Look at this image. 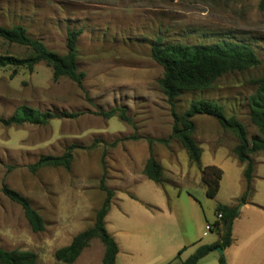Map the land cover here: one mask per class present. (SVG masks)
I'll use <instances>...</instances> for the list:
<instances>
[{
  "label": "rangeland",
  "instance_id": "1",
  "mask_svg": "<svg viewBox=\"0 0 264 264\" xmlns=\"http://www.w3.org/2000/svg\"><path fill=\"white\" fill-rule=\"evenodd\" d=\"M260 1L0 0V26H22L30 38L41 41L59 55L66 53L68 32H79L77 68L85 73L82 90L66 77L54 81L51 68L44 62L36 64L32 71L0 68V118L12 117L22 106L42 113L78 115L53 119L43 125L0 124V247L6 251L34 252L38 264L56 262L52 258L54 249L78 227H85L87 223L83 222L90 217L94 221L103 202L104 193L99 189L102 157L106 186L113 191L121 190L124 175L132 168L128 147L131 140L126 138L132 135L141 138L136 143V155L140 150L138 157L145 154L148 158L147 139L169 137L173 119L158 84L163 69L150 56L156 41L162 46L204 47L229 42L253 50L259 59L257 66L226 73L208 89L180 94L174 101V109L182 115L191 102L211 100L223 108L226 116H234L244 125L249 140L259 136L250 120L248 101L257 89L255 81L264 76V10L259 7ZM30 53L26 47L0 43V55L26 58ZM112 108L124 109L132 125L99 114ZM193 122L195 137L205 144L214 141L212 136L219 131L224 140L235 139L212 117L198 115ZM115 141V146H110ZM94 142L96 146L91 150L72 151L69 170L61 167L41 168L34 173L28 170L42 156H59L71 145L89 147ZM170 142L181 147L175 139ZM162 147L168 151L157 146L156 152L164 160L165 168L172 169L179 163V151ZM261 170L264 172V166ZM163 176L169 178L168 174ZM3 185L29 200L43 218V231L32 232L20 206L1 193ZM166 189L165 210L149 218L146 230L160 224L166 231L164 241L183 244L197 229L205 230L206 225L213 224L215 199L194 188L186 187L180 196L174 195L169 185ZM121 223L115 221L116 225ZM217 234L214 230L207 232L204 241L212 244ZM100 246L103 251L95 239L87 249L94 262ZM214 252L210 253L213 257L218 254Z\"/></svg>",
  "mask_w": 264,
  "mask_h": 264
},
{
  "label": "trees",
  "instance_id": "2",
  "mask_svg": "<svg viewBox=\"0 0 264 264\" xmlns=\"http://www.w3.org/2000/svg\"><path fill=\"white\" fill-rule=\"evenodd\" d=\"M259 7L264 10V0L260 1ZM79 34L76 31L68 32L66 53L59 55L46 48L41 41L30 38L22 26H12L10 28L0 26V43L23 46L31 52L26 58H17L8 54L0 55V68L13 67L14 72L17 68H25L28 71H32L36 64L44 62L51 68L54 81H57L60 77H66L83 90L82 81L85 73L78 71L77 68L76 40ZM150 56L163 69V75L158 80V84L167 103L170 105L173 125L169 137L165 139H147L149 157L143 169L144 176L156 184L161 183L163 169L154 158L151 145L155 142L168 146L170 141L175 139L185 150L189 162L200 171L201 182L206 187V197L213 199L216 196L222 171L215 166L201 167L200 165L202 149L193 139L195 131L193 118L198 115L212 117L222 129L233 134L237 142L232 149V153L240 163L245 164L243 170L244 191L237 199L236 205L229 207L216 204L214 208L216 219L210 226L213 228L212 230L218 233V241L211 245L199 246L192 255L182 262V264H198L202 258L215 248L219 247L225 250L231 245L232 226L238 216V210L253 195L252 181L255 177V162L251 155L257 152H264V76L255 81L257 89L248 101L250 120L260 134L249 140L244 125L234 116H226L223 108L217 102L211 100L193 101L188 109L182 115H179L174 109V101L184 92H195L210 88L220 76L226 73L242 71L257 66L259 59L253 50L244 45L229 42H223L218 47H204L178 44L162 46L160 41H156L151 46ZM99 114L105 119L117 117L120 121L132 125V121L126 115L124 109L112 108L106 112L101 111ZM76 116L78 115L42 113L22 106L12 117L8 119L0 118V124L4 126L24 123L43 125L53 119L75 118ZM138 139L137 135L126 138V140ZM116 143L117 141L110 144V146L113 147ZM95 146L96 142L89 147L71 145L59 156L48 155L40 157L37 162L28 166V170L31 173L48 167H61L69 170L73 158L72 151L75 148L91 150ZM101 168L102 175L99 179V189L104 193L103 202L95 213L92 226L75 235L68 246L55 251L54 258L61 264H73L93 239L99 240L104 247L102 264H116L118 247L105 228V217L110 209L114 191L105 184L106 165L103 157L101 159ZM1 193L11 202L20 206L32 232L37 233L44 230L43 218L31 206L26 197L6 185L2 186ZM218 214L220 215L219 218ZM180 253L181 251L178 255ZM0 264H38V255L31 251L17 249L6 251L0 247ZM218 264H226L223 254L218 256Z\"/></svg>",
  "mask_w": 264,
  "mask_h": 264
},
{
  "label": "crops",
  "instance_id": "3",
  "mask_svg": "<svg viewBox=\"0 0 264 264\" xmlns=\"http://www.w3.org/2000/svg\"><path fill=\"white\" fill-rule=\"evenodd\" d=\"M195 136L193 134V139L202 149L201 167L215 166L222 171L219 189L213 199L216 200L217 204L235 206L237 199L244 191L243 170L245 167V164L240 163L232 153L237 142L236 139L224 140V134L219 131L213 134L214 141L205 144L197 140ZM140 139L129 142L132 168L127 169L124 175L122 189L114 191L110 209L105 217V228L118 247L116 264H182L199 246L211 245L204 241V237L207 236V232L212 230L197 229L194 236L186 243L172 244L173 242L170 240L164 241L166 231L162 230L160 224L152 225V230H146V222L152 218V215H157L156 213L165 210L166 201H168L167 185L172 188L173 194L176 196H180L182 190L189 187L200 190L206 197V187L201 182L200 171L189 162L185 150L181 145V147H176L177 145L173 142H170L167 147L177 149L180 160L172 169L165 168L164 160L156 152L157 146L166 151L168 149L159 143L158 145H154V143L151 145L154 158L163 169V175L168 174L169 178L165 179L162 175L159 184L148 180L143 174L148 158L145 154L138 157L140 150L136 155V143L140 142ZM138 148L141 149L140 146ZM251 158L255 162V177L252 181L254 192L250 200L241 206L238 216L233 222L231 245L223 250L226 264H264V195H262L264 187H261L262 182H264V172L261 170L264 166V152L252 154ZM136 161L138 165L135 166ZM167 164L169 165V162ZM116 220L122 223L116 225ZM93 222L90 217L87 222H83L87 223L84 224L85 227H78L74 234L64 240L62 239L63 244L52 252L53 260L57 249L68 246L75 235L91 227ZM152 235L157 238L152 237ZM218 238L219 235L217 234L215 242L218 241ZM93 240L73 264H91L92 253L86 252ZM180 251L181 253L178 255ZM210 253L202 258L198 264H218L219 255L214 252L217 256L213 257ZM103 255L104 250L102 251L100 246L98 259L95 262L92 261L93 264H102ZM210 256L213 259H209ZM56 262L53 261L52 264Z\"/></svg>",
  "mask_w": 264,
  "mask_h": 264
},
{
  "label": "water",
  "instance_id": "4",
  "mask_svg": "<svg viewBox=\"0 0 264 264\" xmlns=\"http://www.w3.org/2000/svg\"><path fill=\"white\" fill-rule=\"evenodd\" d=\"M213 251H216L219 255L223 254V250L219 247L215 248Z\"/></svg>",
  "mask_w": 264,
  "mask_h": 264
},
{
  "label": "built area",
  "instance_id": "5",
  "mask_svg": "<svg viewBox=\"0 0 264 264\" xmlns=\"http://www.w3.org/2000/svg\"><path fill=\"white\" fill-rule=\"evenodd\" d=\"M220 217V215L218 214V218ZM213 228L210 226V225H206V230L210 231L212 230Z\"/></svg>",
  "mask_w": 264,
  "mask_h": 264
}]
</instances>
